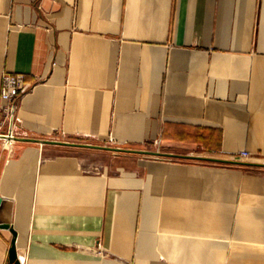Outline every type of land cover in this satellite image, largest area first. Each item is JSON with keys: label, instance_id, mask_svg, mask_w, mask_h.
Returning <instances> with one entry per match:
<instances>
[{"label": "crops", "instance_id": "0c3cea01", "mask_svg": "<svg viewBox=\"0 0 264 264\" xmlns=\"http://www.w3.org/2000/svg\"><path fill=\"white\" fill-rule=\"evenodd\" d=\"M5 73L19 138L264 163V0H0ZM179 160L0 142V264H264V171Z\"/></svg>", "mask_w": 264, "mask_h": 264}, {"label": "built area", "instance_id": "2783aa9c", "mask_svg": "<svg viewBox=\"0 0 264 264\" xmlns=\"http://www.w3.org/2000/svg\"><path fill=\"white\" fill-rule=\"evenodd\" d=\"M29 86L26 83V75L23 73H5L2 78L0 93V142L3 147L9 142L10 149L19 138L20 124L18 121V112L23 95L27 92ZM249 152L239 153L241 159L249 157ZM21 264L23 260L20 259Z\"/></svg>", "mask_w": 264, "mask_h": 264}, {"label": "water", "instance_id": "95a60500", "mask_svg": "<svg viewBox=\"0 0 264 264\" xmlns=\"http://www.w3.org/2000/svg\"><path fill=\"white\" fill-rule=\"evenodd\" d=\"M16 140H25V141H34L43 144H56L67 147H82V148H91V149H103L109 150L116 153H134L141 155H151V156H167L171 158H179V159H187V160H198V161H206L218 164H226V165H240L246 167H258L264 168V163H253V162H244L236 159H221L215 157H203V156H195V155H178V154H165L161 152H151L145 150H135V149H126L121 147H111V146H102V145H93L89 143H76V142H68V141H49V140H37V139H22L16 138ZM4 149L8 152L10 149V143L8 142ZM4 228H8L7 225H0ZM15 236V233H14ZM8 264H21L20 258L17 254V248L15 244V239L12 242V247L10 250V259Z\"/></svg>", "mask_w": 264, "mask_h": 264}, {"label": "rangeland", "instance_id": "374dc122", "mask_svg": "<svg viewBox=\"0 0 264 264\" xmlns=\"http://www.w3.org/2000/svg\"><path fill=\"white\" fill-rule=\"evenodd\" d=\"M103 145H105V146H113V147H115V143L113 142V140H108L107 141V143H105V144H103ZM154 147L156 148V149H158V150H161L160 149V147H159V145H157V143H154ZM203 153V151H201V153H197V154H202ZM237 158H239L240 160H248V159H252V158H254L253 156H250L249 155V157L248 158H246V159H241V157L239 156V155H237ZM202 161H195V160H187V159H181V160H179V161H177V163H182V164H189V163H200V164H202L201 163ZM204 163H206V162H204ZM207 163H209V165H213V163L212 162H207ZM217 165H221V164H217ZM224 166H230V165H226V164H223ZM249 170H256V171H264V169H260V168H248ZM90 170L91 171H94V172H98V171H100L101 170V167L99 166V165H97V164H95V165H91L90 166ZM102 254V251H100L99 250V254Z\"/></svg>", "mask_w": 264, "mask_h": 264}]
</instances>
